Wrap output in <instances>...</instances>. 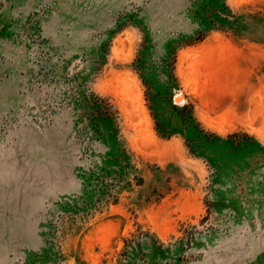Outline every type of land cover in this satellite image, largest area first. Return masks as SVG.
<instances>
[{"label":"rangeland","instance_id":"374dc122","mask_svg":"<svg viewBox=\"0 0 264 264\" xmlns=\"http://www.w3.org/2000/svg\"><path fill=\"white\" fill-rule=\"evenodd\" d=\"M0 264H264V0H0Z\"/></svg>","mask_w":264,"mask_h":264},{"label":"bare ground","instance_id":"6f19581e","mask_svg":"<svg viewBox=\"0 0 264 264\" xmlns=\"http://www.w3.org/2000/svg\"><path fill=\"white\" fill-rule=\"evenodd\" d=\"M180 100H181V99H180L179 97H176V98H175V101H176L177 103H179ZM181 101H182V100H181Z\"/></svg>","mask_w":264,"mask_h":264}]
</instances>
